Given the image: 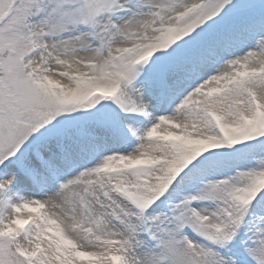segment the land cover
<instances>
[{
	"label": "snow or ice",
	"instance_id": "6c2138e0",
	"mask_svg": "<svg viewBox=\"0 0 264 264\" xmlns=\"http://www.w3.org/2000/svg\"><path fill=\"white\" fill-rule=\"evenodd\" d=\"M0 264H264V0H0Z\"/></svg>",
	"mask_w": 264,
	"mask_h": 264
}]
</instances>
